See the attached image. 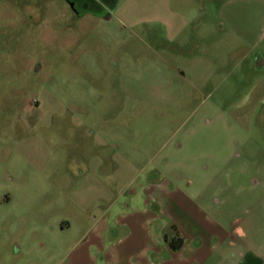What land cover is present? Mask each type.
Masks as SVG:
<instances>
[{"label":"rangeland","instance_id":"rangeland-1","mask_svg":"<svg viewBox=\"0 0 264 264\" xmlns=\"http://www.w3.org/2000/svg\"><path fill=\"white\" fill-rule=\"evenodd\" d=\"M114 10L0 0L2 264L17 248V264H55L61 219L81 232L157 207L202 208L264 250V0Z\"/></svg>","mask_w":264,"mask_h":264},{"label":"crops","instance_id":"crops-1","mask_svg":"<svg viewBox=\"0 0 264 264\" xmlns=\"http://www.w3.org/2000/svg\"><path fill=\"white\" fill-rule=\"evenodd\" d=\"M118 1L114 0L112 10ZM153 15L156 14L152 12L151 19ZM145 17L131 16L134 24L142 23ZM249 53L251 50L247 55ZM255 64L257 68L264 67L263 54L255 57ZM253 90L252 94L259 95L257 100L253 99L254 106L262 104L263 78ZM179 212H184L180 219L171 211L164 213L159 207L150 211L149 218L133 213L130 219L117 217L112 223L93 219L81 232L77 226L79 222L73 225L61 219L58 222L61 251L55 264H264L263 249H239L230 229L209 217L204 209L187 207ZM171 243H177L178 247L173 248ZM22 255L17 248L10 257L11 264H17ZM4 260V253L0 252V264ZM32 260L27 258V261Z\"/></svg>","mask_w":264,"mask_h":264},{"label":"flooded vegetation","instance_id":"flooded-vegetation-1","mask_svg":"<svg viewBox=\"0 0 264 264\" xmlns=\"http://www.w3.org/2000/svg\"><path fill=\"white\" fill-rule=\"evenodd\" d=\"M71 9L76 14L77 17H83L87 14H93L99 18L106 19L109 18L111 12V3L114 0H64ZM93 10L94 12H89Z\"/></svg>","mask_w":264,"mask_h":264},{"label":"trees","instance_id":"trees-1","mask_svg":"<svg viewBox=\"0 0 264 264\" xmlns=\"http://www.w3.org/2000/svg\"><path fill=\"white\" fill-rule=\"evenodd\" d=\"M110 6H111V8H113L114 7V2L111 3ZM89 12H94V11L93 10H89ZM171 246L176 249L178 247V244L176 243V245H175L174 243H171Z\"/></svg>","mask_w":264,"mask_h":264},{"label":"water","instance_id":"water-1","mask_svg":"<svg viewBox=\"0 0 264 264\" xmlns=\"http://www.w3.org/2000/svg\"><path fill=\"white\" fill-rule=\"evenodd\" d=\"M70 7H71V5H70Z\"/></svg>","mask_w":264,"mask_h":264}]
</instances>
